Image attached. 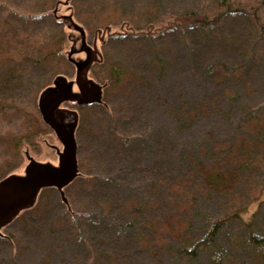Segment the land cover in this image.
<instances>
[{"label":"rangeland","instance_id":"374dc122","mask_svg":"<svg viewBox=\"0 0 264 264\" xmlns=\"http://www.w3.org/2000/svg\"><path fill=\"white\" fill-rule=\"evenodd\" d=\"M226 11L217 28L170 33L176 17L190 24L189 13L212 19ZM257 16L264 24V0H0V182L25 176L30 160L58 163L63 144L44 122L41 94L57 76L75 79L68 59L100 62L91 76L102 104L80 111V179L65 189L77 222L58 191L34 199L43 219L34 240L43 250L62 245L55 264H264V251L248 239L264 237V137L255 139L264 128V40ZM62 17L74 29L58 24ZM115 35L127 36V45L112 43ZM103 56L111 59L102 65ZM238 64L245 69L240 79H223V69ZM111 66L121 82L109 87ZM241 140L244 156L234 151ZM227 171L230 181L208 183V175ZM100 213L111 219L101 221ZM226 218L233 221L214 247L182 255ZM113 221L134 227L108 228ZM28 223H1L0 235L20 243ZM80 234L88 244L77 247ZM13 254L0 249L3 261ZM18 258L41 264L31 249Z\"/></svg>","mask_w":264,"mask_h":264},{"label":"water","instance_id":"95a60500","mask_svg":"<svg viewBox=\"0 0 264 264\" xmlns=\"http://www.w3.org/2000/svg\"><path fill=\"white\" fill-rule=\"evenodd\" d=\"M57 17V11L53 12ZM63 22H70L68 28L74 29V22L71 18L62 17ZM83 44H86L85 33L82 32ZM96 48V45L94 46ZM71 58V57H70ZM98 61V59H97ZM74 65L78 68L77 83L81 82L83 72L89 71L90 67L96 60L89 58L85 62H75L70 59ZM99 62V61H98ZM84 77V75H83ZM81 78V79H80ZM84 81V78L82 79ZM68 84L65 77L59 76L54 81V89H48L41 96L40 109L44 119V122L55 129L58 139L64 146V151L59 153L60 164L58 167H52L51 165L40 164L30 160V164L26 169L25 176H12L8 179H4L0 182V224L2 223L4 228L9 226L18 215H20L26 209L32 208L36 203L37 197L42 190L46 188H55L59 191L62 201L68 205V199L65 195V189L71 185L79 176V164H78V144L75 137V130L78 125V115L75 112H65L63 116H69V121L74 123V126L67 128L65 125L56 123L51 116L49 118L48 107L49 102L53 101L55 90ZM87 91H92L96 88V92H93L94 97H88L86 104H102V88L95 85L94 82L87 80ZM72 84H69L71 87ZM57 100H60V98ZM47 101L48 103H43ZM54 122L56 124H54ZM69 129V130H68ZM29 157V156H27ZM37 194V197H36ZM36 197V199H35ZM35 199V200H34ZM2 236V235H0Z\"/></svg>","mask_w":264,"mask_h":264},{"label":"trees","instance_id":"16d2710c","mask_svg":"<svg viewBox=\"0 0 264 264\" xmlns=\"http://www.w3.org/2000/svg\"><path fill=\"white\" fill-rule=\"evenodd\" d=\"M227 15H228V12L226 11L224 13L219 14L217 17L211 19L207 15H200L197 13H191V14L189 13L185 17L187 20L190 21V22H188L190 24H185L184 17H182V18L176 17V20H178L177 24L173 25V27H170V30H171L170 33L176 32L178 30V28H182L184 30H186L188 28L189 30H192V31L194 29H199V28L204 29V30H208V29L211 30V29L217 28L220 25L222 19ZM61 19H58V18L56 19L58 24H64V25H66L65 27L68 28V25L70 22L65 23V22H63V20L61 21ZM257 21L259 24V31L261 34L260 36L264 40V24L260 23L258 16H257ZM167 32L168 31H166V33ZM128 37H130V36H128ZM151 38L152 37L148 36V39H151ZM68 39H69V37H68ZM112 39L114 40V41L112 40V43H117V44L123 46L125 43L124 44H122V43H123V41H126L125 39H127V36L115 35L114 38H112ZM131 39H134V37L131 36ZM109 40L107 42H103L105 46H107L109 44L108 43ZM125 45H127V44H125ZM104 56L102 57V62H101L102 65L104 63H108L109 60L111 59V58L110 59L108 58V60H107V57H104ZM68 61L70 62V59H68ZM70 63H72V62H70ZM242 67H243V64H238L237 66L235 65V67H233L232 70L230 69V67H226L223 69L224 73H220V74H222L223 79H226L227 81L228 80L231 81L233 78L240 79L241 74L245 70ZM109 68H110V70H109L110 71L109 81L105 85L112 87L113 85H118V83L121 82V81H119L120 73L118 72L119 70L117 68H114L112 66ZM212 70L215 71V69H212ZM214 71L213 72L211 71L210 78L213 76ZM57 77H59V76H57ZM46 89L42 92V94L46 92ZM237 134L238 133L235 132L232 134V136H234V138H236ZM257 137H259V138L264 137V128H262L261 131L255 136L256 140L258 139ZM241 139H243V138L241 137ZM239 142H240V144L237 145V149L236 150L234 149V151L237 154L244 156V154H245V142L246 141L241 140ZM226 174H227V176H226ZM226 174L225 173H223V174L217 173L215 175H211V177L208 175L207 181H208V183L210 181H212L213 183L210 182V184H215V185H216V183L220 184V183L227 181V180L230 181V178H232L231 173L229 171H227ZM78 179H80V177H78L76 180H78ZM73 183L71 185H69L68 188L71 187L73 185ZM46 190H42L41 192L47 193L48 191L49 192L58 191L55 188H46ZM62 204L65 205L67 207V209L69 210V212L71 213L70 206H69L70 204L68 203V205H66L64 202H62ZM37 206H38V204L34 205L32 208L26 209L20 215H18V217L15 219V220H18L19 218H21L24 220V222L25 221L27 223H28V221L30 222V223H28L30 230H27V233H24V235L20 234L18 236V238L20 237L22 239V241H19L20 243L16 242L17 238H15V237L14 238L6 237L4 235L0 236V249L3 248L5 250H9V251L12 250V252L16 253V254H13L15 256H13V258L11 259L12 261H10V259H8L7 261H3L2 259H0V264H21L20 259L18 258L19 252H23V251L27 252L28 249H31L32 253H35L37 256L39 255L41 257L40 258L41 264H55L54 256L57 255V253H55V252L59 251L62 248V245H59L60 247L53 248V250H51V251L47 250V249L43 250L41 243H38L36 240H34V238H36L35 236H37V234L40 235V230H41L42 224H43V219H42L41 215H39L41 209H40V207H37ZM261 211H262V207H260L258 213L256 215H254L253 219L250 221V224L245 223L247 227H251V225H254V223L256 222V218L258 217V215H260ZM71 216H72L73 220H76V218H75L76 216L74 217V213H71ZM82 216H79V217H82ZM236 216H237V218L241 219L238 215H236ZM107 217L108 216H106L105 213L99 214V219L101 221H104L105 219L110 218V217H108V218ZM230 221L232 222L233 219L226 218V219H221V220H217V221L212 222L211 226L209 227L210 228L209 232L204 237V239L197 241V243L193 249H189V250L184 249L181 252L182 255H187V256L189 255V256H192L194 258V257H196L194 252H196L197 249H198L197 251H199L200 249L202 250L203 248H204V250H206L208 247H214V245H216V239L220 236L222 230L225 228L226 224H228ZM73 222H75V221H73ZM76 222H77V220H76ZM109 225H111V226H109L108 228L122 229L121 230L122 232H123V230L124 231H126V230L130 231V228H128V227H134V225H132V224L123 225V223H122V225H121V224H118L116 221H113V223H111ZM107 232H110V229H108ZM249 236L250 237L248 239H250V242L253 245L257 246V248H259L260 250L262 249L264 251V237L253 235L252 233ZM74 243H76L75 245L77 247L84 246V245L88 244V242H86V239L82 236V234L77 235L75 237ZM70 245L73 246L71 243H70ZM217 255L220 258V254H217ZM61 264H64V263H61Z\"/></svg>","mask_w":264,"mask_h":264},{"label":"flooded vegetation","instance_id":"af4514ba","mask_svg":"<svg viewBox=\"0 0 264 264\" xmlns=\"http://www.w3.org/2000/svg\"><path fill=\"white\" fill-rule=\"evenodd\" d=\"M94 44H90L89 46H94ZM86 49L89 51L88 48H86ZM83 54H84V57H87V54L84 52V50H83ZM96 62H97V60H96ZM96 62H94V63H96ZM72 65L76 68V77L74 80H69L67 77L63 76L67 79L68 84H66L65 86H63L61 88H58V90L57 89L55 90V93H54L55 97H54L53 101H51L49 103L48 114H49V118L51 116V119H53V120L55 119L54 121L56 123H58L60 125L61 124L65 125L67 128H71L72 126H74V123L69 121L70 117L68 115L63 116V114L65 112H68V111L77 113L78 125H77V128L75 130V137H77V131H78L80 121H81V112H80L81 109L95 105V104H86V100L88 97H94L95 96V95H93L92 91H87V89H88L87 80L94 82V84L96 83L92 79L93 77L91 76L92 71H93L92 70L93 66L96 64H93L87 73L85 72L86 70L83 72L81 78L82 79L84 78V81H82V79L80 78L81 82H79V84L77 83L78 68L76 65H74V64H72ZM83 75H84V77H83ZM69 84H72V86L69 87ZM102 87H103V89H105L103 85H102ZM52 88L53 89L55 88L54 82L46 90L52 89ZM57 98L58 99L60 98V100H57ZM96 105H99V104H96ZM55 122H54V124H56ZM58 124H56V125H58ZM49 127L51 128L52 132L56 135L55 129H53L51 126H49ZM60 151L61 152L64 151V146H62V149ZM57 156H58V160H57L58 163L55 164V166L53 165L54 167H58L60 164L59 152H57ZM27 167L25 168V172H26ZM19 176H23V175H19Z\"/></svg>","mask_w":264,"mask_h":264}]
</instances>
